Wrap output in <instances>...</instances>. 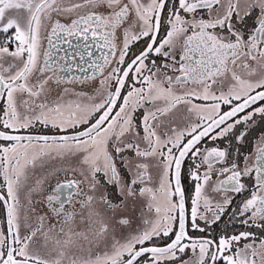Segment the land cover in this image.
<instances>
[{
    "label": "snow or ice",
    "instance_id": "6c2138e0",
    "mask_svg": "<svg viewBox=\"0 0 264 264\" xmlns=\"http://www.w3.org/2000/svg\"><path fill=\"white\" fill-rule=\"evenodd\" d=\"M0 264H264V0H0Z\"/></svg>",
    "mask_w": 264,
    "mask_h": 264
},
{
    "label": "flooded vegetation",
    "instance_id": "af4514ba",
    "mask_svg": "<svg viewBox=\"0 0 264 264\" xmlns=\"http://www.w3.org/2000/svg\"><path fill=\"white\" fill-rule=\"evenodd\" d=\"M75 74H76V75H81V74L78 73V72H76ZM69 87H73V88H75V89H77V90H81V89L86 90V91L89 90L87 84H79V83H77V84H74V85H69ZM45 131H47V130H45Z\"/></svg>",
    "mask_w": 264,
    "mask_h": 264
}]
</instances>
